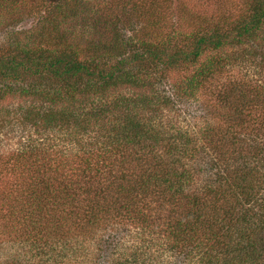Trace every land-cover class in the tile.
<instances>
[{
  "label": "trees",
  "instance_id": "1",
  "mask_svg": "<svg viewBox=\"0 0 264 264\" xmlns=\"http://www.w3.org/2000/svg\"><path fill=\"white\" fill-rule=\"evenodd\" d=\"M4 3L0 0V6ZM247 4L243 17L235 20L231 27L223 25L222 21L212 27L205 24L203 33L194 40V47H177L167 60L160 51L144 43L140 46L142 55L151 58L153 70L161 65L169 70V66L181 62L196 64L203 59V67L187 78L186 87L177 89L176 94L182 98L194 97L215 73L244 64V73L251 71V77L235 86V91L242 95L235 98L233 108L237 110L240 104L238 116L248 111L249 121L259 124L264 131V116L256 118L252 113L264 110V86L260 84L261 80L264 82L261 77L264 73L252 74L255 69L258 73L264 72V0H251ZM8 26L6 24L7 30ZM0 37L1 42L5 39L6 45L0 49V114L10 97L21 95L27 103L24 125H30L43 136L37 141L28 138L25 146L15 149L22 163L30 160L33 167V158L36 164L37 158H42L38 163L46 161L43 154L51 152L59 132L71 143L70 152L65 154L68 158H100L103 164L97 172L109 173L113 180L106 186L112 190L103 188L100 183L80 185L58 171V166H53L56 174L52 175L50 164L46 163L48 170L28 186L31 191L28 195L3 196L0 219L6 210V222H10L12 230L0 248V257L1 252H6L4 264H25L27 255L31 264H73V259L79 257L82 258L79 264H84L88 239L69 231L68 222L80 221L82 233L94 234V225L102 219L113 231L119 230L115 221L123 225L131 223L130 229L135 223L147 228L148 219L142 214V210L148 208L144 207L145 202L156 204L160 209H164L165 204L174 205L169 209L172 214L167 222V239L157 242L167 243L169 251H173L172 263L181 264L184 257L192 259V256L201 264L259 262L264 255V177L256 174L264 170L261 131L251 134L252 141L245 137V145L235 134H231L229 140H219L215 146L212 139L211 152L203 159L212 166L210 171L219 169L220 174H211L199 184L198 177L193 175L197 169L200 175L205 168L180 170L181 148L154 122L156 116L143 117L144 110L137 112L134 108L150 97L123 96L122 93L119 98L115 96L119 85L128 87L136 83L134 70L123 66L142 61L140 49L131 51L128 41L116 36L117 49L123 45L127 58L114 64L111 60L115 53H106L107 58L82 57L81 42L74 47L65 34L47 44L44 36L31 42L9 30ZM91 47L92 51L87 50L92 55L101 49ZM148 73L142 68V75ZM208 130L211 131V126ZM3 157L0 155V159ZM85 166L91 165L85 163ZM256 169L259 170L255 172ZM115 173H120L119 179L114 177ZM48 180H53V184L49 185ZM18 189L23 191L22 187ZM13 220H16L14 226ZM141 236L146 239L141 234L133 241L143 244L140 253L132 254L121 263L118 259L107 260L109 264H147L142 256L148 249L151 253L152 247L141 243L144 241L139 239ZM103 242L105 240L100 244ZM95 251L100 252L102 248L97 247ZM178 253L181 255L177 256ZM91 261L97 264V255Z\"/></svg>",
  "mask_w": 264,
  "mask_h": 264
},
{
  "label": "rangeland",
  "instance_id": "2",
  "mask_svg": "<svg viewBox=\"0 0 264 264\" xmlns=\"http://www.w3.org/2000/svg\"><path fill=\"white\" fill-rule=\"evenodd\" d=\"M4 2L0 6V36H5L8 30L15 31L21 35L22 39L24 36V39H30L31 42L35 41L38 36H44L43 41L47 44L50 40L54 43L56 38L65 34L69 36L74 47L79 41L81 42L79 46L82 48L81 51H84L82 57L89 55L93 59L107 58L106 53L111 55L115 53L117 58L114 55L111 60L114 64L127 58L123 45L117 49L116 36L119 35L128 41L131 51L140 49L139 55L142 61L123 66L134 70L133 72L137 74L136 83L128 87L119 85L115 89V96L119 98L122 93L123 96L131 94L137 97L135 95L140 94L150 97L148 101L144 99L134 108L137 112L144 110L143 117L156 116L154 122L162 126L167 136L170 137V141L173 144L177 143L181 148L178 155L181 160L180 170H188L197 166L205 168V171H200V175L198 169L193 175L194 178L198 177L199 184H202V181H205L211 174H220L219 169L214 168V171H210L212 166L206 159H203L205 154L211 152L210 148L218 144L219 140H229L231 134H235L245 145V137L252 141L251 134H256L258 130L264 135L259 124L255 125L254 122L249 121L248 111L245 110L244 114L240 113L243 116H238L240 104L237 110L233 108L235 98L239 99L242 95L240 91H235V86L238 83H245L251 77V71L244 73L246 69L244 64L240 67H228L226 72L222 71L220 74L215 73L207 79V83L200 92L193 95L194 97L182 98L176 94L177 89L186 87L187 78L194 76L195 72L203 67V59L196 64L181 62L177 66H169V70H166L164 65L153 70L151 58L142 55L140 46L144 43L160 51L162 58L167 60L175 54L177 47L188 45L194 47L196 36L203 33L205 24L207 27H212L222 21L223 25L231 27L235 20L243 17L244 6H248L247 2L251 0H4ZM223 19L227 22L224 23ZM6 24L9 25L8 30ZM205 33H208L207 29ZM2 40L3 38L0 37V49L6 46L5 39L4 42H1ZM90 45L99 46L101 49L97 54L92 55L87 50H91ZM47 47L57 48L56 46ZM142 68L143 71L150 73L142 75ZM254 73L264 72L260 70L258 73V69H255L252 74ZM260 84L264 86L262 80ZM26 110L27 103L21 95H16L8 99L4 111L2 110L0 114V155L4 156L0 159V199L10 193L28 195L31 192L28 186L32 182H37V178L43 176L42 173L48 170L49 166H46V163L50 164L49 169L52 175L56 174L53 168L58 166V171L64 173L67 178H71V181L78 182L77 184L87 186L93 184L94 186L100 183L101 186H105L103 188L112 190L111 187H106L113 181L109 173L97 172L103 164L102 160L100 158L88 160L68 158L65 154L70 152L71 143L59 132V135H56V141L52 143L53 147L49 148L51 152L47 155L43 154L46 161L38 163L42 158H37L36 164V158H33V167L30 160L22 163L15 149L25 146L28 138L37 141L43 137L35 128L24 125ZM252 113L256 118L260 115L264 116V110L261 112L257 109ZM210 126L211 131L208 130ZM212 139L214 144L211 146ZM54 150L59 153L55 155ZM85 163L91 166L86 167ZM135 166V172L138 173L139 168L136 164ZM261 172H256V174L264 177V170ZM114 177L119 179L120 173H115ZM47 182L49 185L53 184V180ZM20 187L23 191L18 189ZM45 192L47 191L44 190ZM262 194L264 196V191ZM20 200L22 201L21 198ZM145 206L148 208H144L142 214L148 219V224L146 223L148 229L142 223H135L130 229L131 223L123 225V222L115 221L114 225H117L119 230L113 231V227H107L104 219L100 218L101 223H96L93 228L95 234L82 233L80 230L82 222L69 221L67 224L69 231L84 235L88 239L87 244L85 243L87 255L83 256L84 264H96L95 261H91L94 260L95 255H97V264H109L107 260L113 259H118L121 263L122 260L144 249L143 244L133 242L141 234L146 237L145 240L142 236L139 238L145 241L141 243L152 247L151 253L148 249L146 251L148 255L144 253L142 256L148 261L147 264H174L170 259L173 251H169L167 243L165 245L157 243L159 239H163L164 242L167 239L166 227L169 216L172 214L169 209L174 205L165 204L164 209H160L156 204L150 205L145 202ZM3 213L4 217L0 219V239L2 240L0 248L6 243L8 232L12 231L8 224L10 222H6L8 212L4 210ZM98 214L101 213L98 212ZM15 221H11L13 226ZM155 231L158 233L156 234ZM101 240L115 243L114 245L105 244V242L100 244ZM97 247L102 248V251L96 252ZM164 249L169 252L167 253ZM1 253L3 254L0 257L1 264H4L6 252ZM180 255L177 254V256ZM27 258L25 264H31L30 255H27ZM177 259L178 257L175 260ZM81 260L80 257L73 259V264H79ZM181 264L201 263L196 260V256H192V259L184 257ZM255 264H264V255Z\"/></svg>",
  "mask_w": 264,
  "mask_h": 264
}]
</instances>
